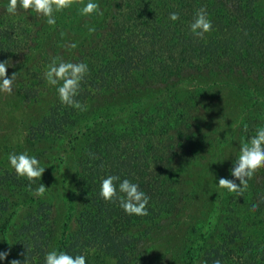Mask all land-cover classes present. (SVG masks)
I'll return each instance as SVG.
<instances>
[{"label": "trees", "instance_id": "1", "mask_svg": "<svg viewBox=\"0 0 264 264\" xmlns=\"http://www.w3.org/2000/svg\"><path fill=\"white\" fill-rule=\"evenodd\" d=\"M6 4L0 0V60L12 63L9 75L18 72L24 101L42 97L48 87L43 74L53 58L88 64L76 97L82 110L61 104L51 87L49 101L36 110L39 119L31 114L24 121L28 143L61 139L66 151L86 138L76 159V196L63 197L67 216L58 249L96 250L114 264H171L156 240L179 223L196 188L181 163L203 164L212 149V133L201 121L209 85L196 82L222 75L264 81V0H112L94 33H85L78 48L53 52L47 63L40 58L48 34L42 19L11 16ZM197 9L213 23L203 39L188 29ZM172 11L180 20L168 19ZM188 82L193 88L183 96ZM199 86L204 93L195 91ZM247 92L251 102L239 123L241 139L264 121V95ZM230 167L231 161L216 170L208 218L192 228L182 264H211L216 256L226 264H264V165L239 190L218 189L219 178H232ZM106 174L139 183L150 196L148 215L128 216L118 202L103 201L98 190ZM52 209L45 195H33L27 181L0 166V251H9V262L23 260L27 251L34 263L31 245L53 236ZM19 212H26L22 222Z\"/></svg>", "mask_w": 264, "mask_h": 264}, {"label": "rangeland", "instance_id": "2", "mask_svg": "<svg viewBox=\"0 0 264 264\" xmlns=\"http://www.w3.org/2000/svg\"><path fill=\"white\" fill-rule=\"evenodd\" d=\"M99 2L104 12V8L108 7L112 0H99ZM98 20H100V16L95 15L85 20L78 14L76 8L66 9L62 14H58L57 23L54 26H49L42 20L43 30L48 32L41 50L40 58L44 59L42 62H46L45 60L50 58L55 51L67 53L71 49L69 45L72 42H75L76 48H78L85 33L88 32V27L95 26ZM199 81L209 85L205 88L208 90L207 95L209 96H207L208 102L205 105L201 121L206 130L212 133V149L211 155L203 164L199 165L189 160H184L181 163L184 175H189L192 178L196 188L188 200L187 210L179 223L162 230L156 240V249L159 253L168 255L171 264L183 263L188 239L193 235L191 234L192 228L205 223L208 218L214 199L216 170L220 165H229L241 140L239 123L244 110L251 102L247 91L253 90L264 95L263 80H248L231 75H222L202 78L196 83ZM47 86L44 89V94L36 103H30L21 98L17 91L18 83H15L14 94H5L4 100L0 101V166L7 167V154L10 151L27 150L30 154L37 155L46 168L41 178L44 181L43 184L49 187L45 199L53 207L51 213L53 236L48 240V243H44L41 239L35 240L34 247L32 245L30 247V249H34L31 255L34 256L31 258L34 263L29 260V264H43V253L50 247L58 249L63 224L67 216V203L63 197L65 194L76 196V159L86 141V138L81 136L72 146V149L66 146V148L68 147L66 151L63 150L64 142L61 139L56 141L50 139V141L45 142L36 141V143L29 141L28 143L26 139L29 134V124H25L24 121L31 114L34 121L39 119L36 110L44 107L46 101H49L48 97H50L48 92L51 86L48 84ZM192 88L193 83L188 82L182 87L180 94L185 96L184 94ZM203 89L199 86L195 88V91L201 90L204 93ZM197 95H201L203 98V94ZM115 104H120V101L115 102ZM59 148H61L60 152ZM24 214L26 212H19L18 220L20 222H22ZM251 230H255L254 227H251ZM84 254L87 255L91 264H114L112 261L100 257L96 250L91 249ZM9 259L7 257L5 261L9 263Z\"/></svg>", "mask_w": 264, "mask_h": 264}, {"label": "clouds", "instance_id": "3", "mask_svg": "<svg viewBox=\"0 0 264 264\" xmlns=\"http://www.w3.org/2000/svg\"><path fill=\"white\" fill-rule=\"evenodd\" d=\"M72 8H76L78 14L85 20L94 15L97 17L103 15L99 0H7L5 5V11L11 16L20 12L27 16H32L34 13L49 26L57 23L58 14ZM180 18L179 12L172 11L168 14V19L172 22ZM188 29L192 36L203 39L207 33L213 31V23L204 9H197L193 19L188 23ZM95 31V27H88L89 33ZM76 46L75 42L69 45L70 48ZM9 67H13L9 60H0V94H14L18 72L9 75ZM88 70L86 62L53 58L46 66L43 75L46 83L55 90L61 104L82 110L83 106L76 97ZM231 158L232 178H219L216 182L218 189L239 190L247 185L248 178L256 169L264 165V121L256 123L254 131L239 141L238 151ZM7 167L17 178L27 181V187L33 195L43 197L48 191L49 187L42 182L37 183L46 169L37 155L30 154L27 150L10 151L7 154ZM235 177H239V180ZM98 196L105 202H118L119 207L128 216H147L149 213L150 196L141 189L139 183L128 178L121 179L118 174H106L100 179ZM23 255V260L13 259L9 264H28L27 251ZM8 256L9 251H0V262L5 261ZM43 264H88V257L84 253L74 254L64 249L50 247L43 253ZM204 264L208 262L204 261ZM211 264H226V262L216 256Z\"/></svg>", "mask_w": 264, "mask_h": 264}]
</instances>
